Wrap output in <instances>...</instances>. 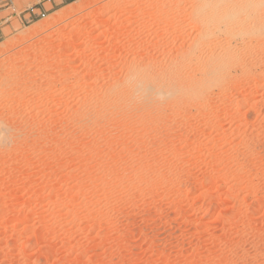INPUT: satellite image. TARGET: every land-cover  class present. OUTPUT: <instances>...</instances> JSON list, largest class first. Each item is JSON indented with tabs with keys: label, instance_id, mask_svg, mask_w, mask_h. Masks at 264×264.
Masks as SVG:
<instances>
[{
	"label": "rangeland",
	"instance_id": "374dc122",
	"mask_svg": "<svg viewBox=\"0 0 264 264\" xmlns=\"http://www.w3.org/2000/svg\"><path fill=\"white\" fill-rule=\"evenodd\" d=\"M117 1L0 8V264H264V0Z\"/></svg>",
	"mask_w": 264,
	"mask_h": 264
},
{
	"label": "bare ground",
	"instance_id": "6f19581e",
	"mask_svg": "<svg viewBox=\"0 0 264 264\" xmlns=\"http://www.w3.org/2000/svg\"><path fill=\"white\" fill-rule=\"evenodd\" d=\"M124 0H118L117 2H118V4H121L122 2H123ZM110 5V4H109ZM120 6H122V5H120ZM211 62V61H210ZM219 62V61H218ZM189 63V62H188ZM192 63V62H191ZM221 63V62H220ZM210 64V63H209ZM202 65V64H201ZM204 65V64H203ZM216 65V64H215ZM222 65V64H221ZM206 66H208V65H206ZM220 66V65H219ZM206 68V67H205ZM208 68V67H207ZM206 68V69H207ZM203 70V69H202ZM220 70H221V68H220ZM207 71H208V69H207ZM212 71V72H211ZM210 71V75H212V74H216L217 75V72H218V70H217V68H215V69H213V70H211ZM222 71V70H221ZM170 74V73H169ZM207 74V73H206ZM172 75V74H171ZM215 75V76H216ZM220 75H221V73H220ZM222 75H223V72H222ZM150 76V75H149ZM167 76V75H166ZM209 76V75H208ZM146 77V76H145ZM151 77V76H150ZM212 77H214V76H212ZM217 78V77H216ZM215 78V79H216ZM219 79H222L221 77H218ZM217 78V79H218ZM153 79V78H152ZM208 79H210V78H208ZM218 79V80H219ZM148 80V79H147ZM166 80V79H165ZM206 80H207V78H206ZM154 81V80H153ZM217 81V80H216ZM170 82V81H169ZM212 82V81H211ZM139 85H140V88L138 87L139 85L138 84H136V85H138L137 87L139 88V89H137V90H139V92H145V91H147V90H150V89H154V88H156L157 86V89H162L164 86H165V84H164V86H162V85H158V83H157V85H155V87H153L152 85H154V84H151L149 81H146V80H140L139 82ZM161 83H163V82H161ZM215 83V82H214ZM170 85V84H169ZM172 85V84H171ZM175 85V84H174ZM174 85L172 86L173 87V89H174ZM160 87V88H159ZM162 87V88H161ZM172 87H165V88H172ZM176 87V86H175ZM136 90V91H137ZM170 90V89H169ZM168 90V91H169ZM204 90V89H203ZM207 90V89H206ZM205 90V91H206ZM171 91H173V90H170V92ZM138 92V91H137ZM169 92V93H170ZM174 92V91H173ZM168 93V92H167ZM168 93V94H169ZM172 93H170V95H171ZM174 94V93H173ZM199 94V93H198ZM200 95V94H199ZM198 95V96H199ZM196 186V185H195ZM196 188V187H195Z\"/></svg>",
	"mask_w": 264,
	"mask_h": 264
},
{
	"label": "built area",
	"instance_id": "2783aa9c",
	"mask_svg": "<svg viewBox=\"0 0 264 264\" xmlns=\"http://www.w3.org/2000/svg\"><path fill=\"white\" fill-rule=\"evenodd\" d=\"M5 6H8L9 8H13V0H0V8ZM28 13L30 14L31 18L37 15L35 14V9H30ZM38 17L45 18L46 13H42L38 15Z\"/></svg>",
	"mask_w": 264,
	"mask_h": 264
},
{
	"label": "crops",
	"instance_id": "0c3cea01",
	"mask_svg": "<svg viewBox=\"0 0 264 264\" xmlns=\"http://www.w3.org/2000/svg\"><path fill=\"white\" fill-rule=\"evenodd\" d=\"M63 1V0H62ZM50 3H52L53 6H56L57 5V2L58 0H49ZM47 3H43L42 5H40V8L39 10L41 11H46L45 10V6H46ZM14 17H18L17 14H15ZM7 21H4V22H1L0 23V40L4 37V30L5 28H3V26L6 24Z\"/></svg>",
	"mask_w": 264,
	"mask_h": 264
}]
</instances>
